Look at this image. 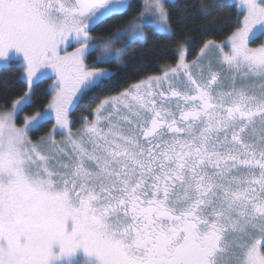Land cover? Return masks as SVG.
<instances>
[{
	"label": "snow or ice",
	"instance_id": "6c2138e0",
	"mask_svg": "<svg viewBox=\"0 0 264 264\" xmlns=\"http://www.w3.org/2000/svg\"><path fill=\"white\" fill-rule=\"evenodd\" d=\"M170 2L97 37L133 0H0V69L26 84L0 112V264H264V0L202 3L232 10L226 41L190 63L179 45L175 66L90 107L116 75L96 65L126 67L146 30L175 35ZM50 76L47 108L17 126ZM82 104L94 118L73 133Z\"/></svg>",
	"mask_w": 264,
	"mask_h": 264
},
{
	"label": "trees",
	"instance_id": "16d2710c",
	"mask_svg": "<svg viewBox=\"0 0 264 264\" xmlns=\"http://www.w3.org/2000/svg\"><path fill=\"white\" fill-rule=\"evenodd\" d=\"M214 0H171L167 4L171 14V27L174 36L171 38L155 34L152 30H146V42L136 43L127 47L123 54V64L126 67H118L116 63L100 64L97 67L106 68L116 73L112 81L106 82L104 88L98 89L95 93L97 100L91 103L94 108L105 94H116L133 82L151 75H159L162 66H174L178 59V46L186 45V56L188 61L196 58L205 41L211 39L222 42L227 39L234 30L233 23L235 17L231 9L217 10L204 16L201 14V4H211ZM140 0H133L132 7L128 12L120 17L107 21L98 26L91 34L93 36H107L116 28L123 26L133 16L140 11ZM257 41L253 45L259 44ZM96 52L90 53L86 59L88 63L95 62ZM22 69L11 68L9 70L0 69V110L9 108L14 99L19 98L26 90V84L20 81L19 77ZM49 80H41L32 93V103L26 107L22 113L17 115V122L21 123V118L32 115L42 110L49 100ZM91 116V111H86L84 105L76 108L71 113V128H76L80 124L79 118ZM53 121L45 124L38 131H31L32 140H38L51 130ZM74 130V129H73Z\"/></svg>",
	"mask_w": 264,
	"mask_h": 264
},
{
	"label": "rangeland",
	"instance_id": "374dc122",
	"mask_svg": "<svg viewBox=\"0 0 264 264\" xmlns=\"http://www.w3.org/2000/svg\"><path fill=\"white\" fill-rule=\"evenodd\" d=\"M139 14V13H138ZM137 14V15H138ZM227 40V39H226ZM226 40H224V41H226ZM217 43H220V42H217ZM181 45H184V47H185V49H186V45L185 44H181ZM251 46H253V47H255V46H259V44H257V45H251ZM74 47L75 46H73V47H69L68 48V51H73L74 50ZM116 47H122V45H116ZM225 51H229V48H225ZM96 55H98V53H96ZM198 55H199V53H198ZM197 55V56H198ZM196 56V57H197ZM88 57V56H87ZM87 57H86V59H87ZM95 58H96V56H95ZM185 58H186V60H187V56H186V53H185ZM178 59H179V57H178ZM178 59H177V62H178ZM196 59V58H195ZM194 60V59H193ZM188 61V60H187ZM176 62V63H177ZM191 62V61H190ZM189 62V63H190ZM86 63L87 64H89V65H93V63H88V61H86ZM176 65V64H175ZM174 65V66H175ZM106 69V68H105ZM108 70V69H107ZM160 75V74H159ZM44 79H46V80H49L50 82H49V85H48V90H49V100H48V103L51 101V99H52V97H53V95H54V92H52V86L54 85V83H55V78L54 77H52V76H50V77H46V78H44ZM44 79H42V80H44ZM48 103H47V105H48ZM47 105L42 109V110H40V111H43L44 109H46L47 108ZM2 111H11V106L9 107V108H5V109H1L0 110V112H2ZM38 112V111H37ZM36 113V112H35ZM34 113V114H35ZM72 113V112H71ZM71 113H70V117H71ZM92 113V112H91ZM34 114H32V115H34ZM93 114V113H92ZM26 115H24L21 119V123L19 124L18 122H17V118H16V123H17V126H23V119H24V117H25ZM29 116H31V115H29ZM94 118V114H93V116H90L88 119L89 120H92ZM70 121L72 122V120L70 119ZM71 122H70V127H71ZM53 123H54V120H53ZM83 126H84V120H83V118L80 120V124L79 125H77L76 126V128H71L72 129V131H73V133H76V132H78V131H80V130H82L83 129ZM74 129V130H73ZM44 136H46V135H44ZM29 138L31 139V137H30V132H29ZM56 139L58 140V141H60L62 138L60 137V136H57L56 137ZM32 140V139H31ZM39 140V139H38ZM38 140H32L33 142H37Z\"/></svg>",
	"mask_w": 264,
	"mask_h": 264
},
{
	"label": "flooded vegetation",
	"instance_id": "af4514ba",
	"mask_svg": "<svg viewBox=\"0 0 264 264\" xmlns=\"http://www.w3.org/2000/svg\"><path fill=\"white\" fill-rule=\"evenodd\" d=\"M97 37H101V36H97ZM188 62H190V61H188ZM91 116H93V114H92V113H91ZM83 118H84V117H83ZM81 119H82V118L80 117V118H79V120H81Z\"/></svg>",
	"mask_w": 264,
	"mask_h": 264
}]
</instances>
